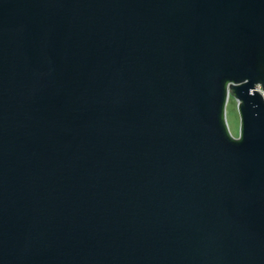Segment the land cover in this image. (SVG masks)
<instances>
[{"label": "water", "instance_id": "water-1", "mask_svg": "<svg viewBox=\"0 0 264 264\" xmlns=\"http://www.w3.org/2000/svg\"><path fill=\"white\" fill-rule=\"evenodd\" d=\"M257 86L264 0H0V264H264Z\"/></svg>", "mask_w": 264, "mask_h": 264}, {"label": "rangeland", "instance_id": "rangeland-1", "mask_svg": "<svg viewBox=\"0 0 264 264\" xmlns=\"http://www.w3.org/2000/svg\"><path fill=\"white\" fill-rule=\"evenodd\" d=\"M224 118L227 122V130L229 134L233 137H237L239 131V115H238V107L236 106V101L234 100V96L231 95L228 97L225 104Z\"/></svg>", "mask_w": 264, "mask_h": 264}, {"label": "built area", "instance_id": "built-area-1", "mask_svg": "<svg viewBox=\"0 0 264 264\" xmlns=\"http://www.w3.org/2000/svg\"><path fill=\"white\" fill-rule=\"evenodd\" d=\"M256 89H257L258 91H260V92L262 93V95L264 96V91H261V90L259 89V86H257ZM229 97H230V96H229ZM263 98H264V97H263Z\"/></svg>", "mask_w": 264, "mask_h": 264}]
</instances>
